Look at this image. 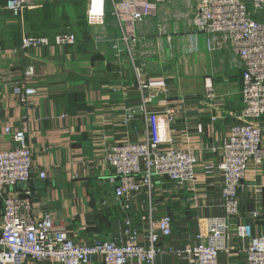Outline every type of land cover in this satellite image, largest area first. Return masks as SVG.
Here are the masks:
<instances>
[{"label": "crops", "instance_id": "crops-1", "mask_svg": "<svg viewBox=\"0 0 264 264\" xmlns=\"http://www.w3.org/2000/svg\"><path fill=\"white\" fill-rule=\"evenodd\" d=\"M3 5L0 0V150L15 145L4 128L24 126L33 159L29 179L7 187L5 194L27 198L35 216L49 213L78 245L96 238L123 243L126 217L146 244L143 217L156 220L168 214L171 233L162 243L180 249L194 240L208 216L223 214V180L216 165L223 139L239 121L242 68L222 39L211 49L205 35L195 31L191 0L158 2L135 28L129 47L120 40L123 24L113 16L110 0L97 23L86 19L87 0H35L18 18ZM257 17L263 20L264 11ZM67 33L75 36L73 44L52 41ZM22 36H44L50 44L22 48ZM27 65L34 67L31 84L36 93L24 106L10 84L22 79ZM135 68L144 78L162 79L165 92L153 87L140 91ZM206 85H211V97ZM151 93L150 110H172V122L160 123L154 131L170 136L160 147L192 149L196 180L179 187L154 177L150 192L142 190L124 209L112 198L107 179L112 171L103 157L113 144L143 140V115L138 113L127 125L123 117L140 103V95ZM257 122L264 149V115ZM238 200V220L249 224L253 234L264 235V158L259 165L248 164ZM230 232L231 249L218 255L217 264H246L234 225ZM21 264L37 263L27 259ZM39 264L58 263L47 258ZM86 264L103 263L94 256ZM154 264L190 262L186 255L166 253Z\"/></svg>", "mask_w": 264, "mask_h": 264}, {"label": "built area", "instance_id": "built-area-1", "mask_svg": "<svg viewBox=\"0 0 264 264\" xmlns=\"http://www.w3.org/2000/svg\"><path fill=\"white\" fill-rule=\"evenodd\" d=\"M112 14L122 25L120 40L128 47L136 35L134 30L142 25L161 0H110ZM192 25L196 32L205 35L212 49L220 39L239 60L242 68V109L239 121L233 124L220 146L221 160L216 169L221 172L223 184L221 199L223 214L208 216L205 225H199L194 240L183 248L162 243L171 233V217L163 214L156 220H147L146 244L139 241V231L130 219L125 218L123 243L113 240L93 239L78 245L63 227L55 225L49 213L35 216L30 201L19 195L4 193L7 187L26 182L33 168L32 151L25 127L4 128L11 135L14 147L0 150V264H21L30 259L42 263L47 258L58 264H86L94 256L103 264H154L157 256L172 253L186 255L190 264H217L220 253H229L232 234L244 245L246 264H264V235L253 234L247 223L238 220V189L245 178L248 164L259 165L264 158L261 127L257 120L264 115V19L257 14L264 11V0H195ZM35 0H4L3 9L18 18L25 7L34 6ZM105 0H87V21H102ZM193 4V3H192ZM57 45L73 44V34L55 35ZM44 36H22V48L49 45ZM138 88L151 87L165 92L162 79L144 78L135 68ZM34 67L27 65L22 79L10 84L12 93L22 105L31 103L36 93L31 84ZM156 93V91H155ZM155 93L140 95V103L128 108L123 117L127 125L141 113L145 120L144 138L136 142L111 145L103 157L111 169L107 179L112 185V198L122 208L128 209L133 197L146 189L150 192L154 177L171 180L177 186L193 185L196 180L197 158L192 149L161 148L160 143L169 135L155 134L160 123L173 120L172 110L164 108L163 114L149 109ZM206 95H213L211 85H206ZM44 178V173L39 175ZM104 202V201H103Z\"/></svg>", "mask_w": 264, "mask_h": 264}, {"label": "rangeland", "instance_id": "rangeland-1", "mask_svg": "<svg viewBox=\"0 0 264 264\" xmlns=\"http://www.w3.org/2000/svg\"><path fill=\"white\" fill-rule=\"evenodd\" d=\"M106 1V0H105ZM192 1V3H193V5H194V7H195V5H196V1L195 0H191ZM86 19H87V15H86Z\"/></svg>", "mask_w": 264, "mask_h": 264}]
</instances>
